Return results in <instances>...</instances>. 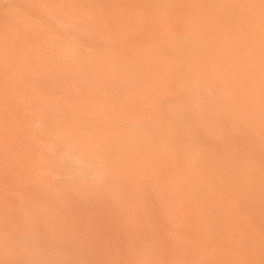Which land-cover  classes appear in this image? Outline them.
<instances>
[{
    "label": "bare ground",
    "instance_id": "obj_1",
    "mask_svg": "<svg viewBox=\"0 0 264 264\" xmlns=\"http://www.w3.org/2000/svg\"><path fill=\"white\" fill-rule=\"evenodd\" d=\"M66 61L55 138L102 177L186 180L195 264H264V0H0L4 100Z\"/></svg>",
    "mask_w": 264,
    "mask_h": 264
},
{
    "label": "rangeland",
    "instance_id": "obj_2",
    "mask_svg": "<svg viewBox=\"0 0 264 264\" xmlns=\"http://www.w3.org/2000/svg\"><path fill=\"white\" fill-rule=\"evenodd\" d=\"M65 64L35 74L18 101L0 94V264H195L186 180L139 166L102 177L55 138L53 100L77 99L75 63ZM107 83L129 105L124 86ZM151 110L136 105L132 118Z\"/></svg>",
    "mask_w": 264,
    "mask_h": 264
}]
</instances>
